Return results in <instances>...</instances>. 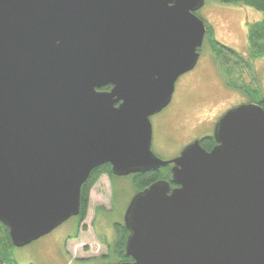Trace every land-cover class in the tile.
<instances>
[{"label":"water","instance_id":"obj_1","mask_svg":"<svg viewBox=\"0 0 264 264\" xmlns=\"http://www.w3.org/2000/svg\"><path fill=\"white\" fill-rule=\"evenodd\" d=\"M205 2L0 0V221L15 246L78 215L95 168L172 165L129 202L117 264H264V108L228 110L210 150H152L151 117L199 60Z\"/></svg>","mask_w":264,"mask_h":264},{"label":"rangeland","instance_id":"obj_2","mask_svg":"<svg viewBox=\"0 0 264 264\" xmlns=\"http://www.w3.org/2000/svg\"><path fill=\"white\" fill-rule=\"evenodd\" d=\"M197 15L208 26H215L218 39L231 44L229 46L239 48L240 51L248 43L246 39H248L249 24L264 18L263 12L252 7L223 3L219 0H206L205 5L197 11ZM208 48L206 41L203 48L205 52L197 68L183 74L178 79L171 103L151 118L154 127L152 150L164 160L174 158L193 139L211 135L214 122L209 120L240 98L232 93L226 94L222 89L220 81L222 70L216 66L212 51L206 54ZM257 66L260 67L263 74L262 80H264V59L258 61ZM203 121L205 123L199 124ZM109 182L108 175H103L91 189L86 218L89 224L99 206L110 207ZM117 186L120 193L121 211L117 219L121 217L119 220H122L126 206L138 189L134 186L132 175L118 178ZM108 229L110 230L107 234L111 236L115 234L113 224ZM68 249L73 258L85 259L76 260L67 255L56 263L44 258L38 261L28 257L29 251L14 248L12 257L16 259L27 257L21 264H29L28 262L34 264H117L120 261V258L113 252L109 253L107 258L101 256L107 253V248L93 236L91 228L82 232L79 239L70 241Z\"/></svg>","mask_w":264,"mask_h":264},{"label":"flooded vegetation","instance_id":"obj_3","mask_svg":"<svg viewBox=\"0 0 264 264\" xmlns=\"http://www.w3.org/2000/svg\"><path fill=\"white\" fill-rule=\"evenodd\" d=\"M252 24H254V22L249 24V28L247 30L248 39H246V42L248 41V43L245 46H243L242 51H240L239 48H236L233 45H232L233 47L229 46L231 44H228L227 42L218 39L215 26L214 25L208 26L206 24V33L204 36L203 45L199 48V53H200L199 60L196 66L194 67V69L191 71H194L197 68L200 60H202V57L205 52L204 51L205 49H203L204 44L207 41L209 48L206 49L207 51L206 54L209 51H212L216 66L220 67V69L222 70L221 72L222 77L220 80L222 89L226 94L232 93L238 95L240 98L237 100V102L230 104L229 107H227L225 110L218 113L209 120L214 122V128L212 134L205 137H209V136L213 137L214 129L217 122L231 108L240 106L242 104H259L264 108V80H262L263 78L262 71L260 67L257 66L258 61L260 62V60L264 59V54L257 51L251 43L250 29ZM219 47L223 48L224 53L221 54L219 53V51L217 50V48ZM253 99H255L256 101H254ZM203 123H205V121L200 122L199 124H203ZM201 139H198L200 140V143H201ZM195 140L197 139H193L188 144L194 142ZM186 146L187 145H185L184 148ZM181 151L175 157L179 156ZM169 167L171 169L172 165H170ZM112 174L115 176L114 179L111 177L109 173L104 174V175H108V177L110 178V182H109L110 207L108 208L105 205L99 206L90 224L86 222L87 213L85 216H82V211H80L78 215L69 218L67 221L62 223L60 226L55 228L50 233L32 241L28 245L17 247L12 243L13 245L12 250L13 248L26 250V252L29 251L28 257L30 259L35 258L38 261H40L42 258H44L48 261L56 263L58 260L60 259L62 260L63 257L67 255L73 258L72 254L68 249V245L70 241L79 239L82 232H86L91 228L93 232V236L97 238L99 243L103 244V246H106L107 253L101 256L107 258L109 256V253L113 252V247L118 237V231L116 229V225L121 224L122 226H124V214L128 206L127 205L124 210L122 220H119L121 217L117 219V216H119V214L121 213L120 206L118 207L119 203L117 201V199H119V194H120L119 188L117 186V181L118 178L124 176H117L113 172ZM138 191L139 190H137V192ZM71 219H73V221ZM112 224L114 227L115 234L111 236L107 234V232L110 230L108 228H110ZM110 238L113 239V241H111ZM12 259L15 261V264H21L22 262H24L25 259H27V257L24 256L20 259L19 258L16 259L12 257ZM73 259L83 260L85 258H73ZM127 259H128L127 257L126 259L120 258L119 263L123 261H127ZM28 263L34 264L30 262ZM0 264H6L4 260L1 259V257H0Z\"/></svg>","mask_w":264,"mask_h":264},{"label":"trees","instance_id":"obj_4","mask_svg":"<svg viewBox=\"0 0 264 264\" xmlns=\"http://www.w3.org/2000/svg\"><path fill=\"white\" fill-rule=\"evenodd\" d=\"M223 3L234 4L238 6H249L258 11L264 13V0H219ZM250 39L253 47L264 54V18L261 21H256L251 25L250 29ZM219 53H224L222 47L217 48ZM111 86L103 88V90H109ZM262 103V102H261ZM216 141L213 137H205L201 139V145L206 149L210 150L214 146ZM111 164L106 163L97 168H95L87 181L83 184L81 189V208L82 216H85L89 207L90 192L93 186L98 182V180L106 173H109L114 179L115 176L111 172ZM170 167H161L159 169H153L143 173L132 174L134 186L138 190H142L145 187L151 185L152 183L160 179H169ZM174 186V184H173ZM119 203V199H117ZM119 207V204H118ZM118 231V237L115 241L113 247V253L116 254L121 259H126L125 256V245L128 235V230L125 226L121 224L116 225ZM12 240L9 234L8 227L0 221V257L4 260L6 264H15L12 259ZM127 260H131L128 258Z\"/></svg>","mask_w":264,"mask_h":264}]
</instances>
